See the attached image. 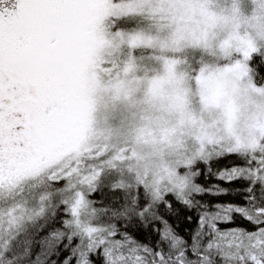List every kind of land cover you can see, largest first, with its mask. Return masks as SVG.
I'll return each mask as SVG.
<instances>
[{
  "label": "snow or ice",
  "instance_id": "1",
  "mask_svg": "<svg viewBox=\"0 0 264 264\" xmlns=\"http://www.w3.org/2000/svg\"><path fill=\"white\" fill-rule=\"evenodd\" d=\"M0 264H264V0H0Z\"/></svg>",
  "mask_w": 264,
  "mask_h": 264
},
{
  "label": "rangeland",
  "instance_id": "2",
  "mask_svg": "<svg viewBox=\"0 0 264 264\" xmlns=\"http://www.w3.org/2000/svg\"><path fill=\"white\" fill-rule=\"evenodd\" d=\"M154 142V137L149 130L147 134L144 136L142 151L144 154V158L146 159L150 168H154L158 171H163L167 165L171 162L173 157V150L162 146L157 150L152 148V144Z\"/></svg>",
  "mask_w": 264,
  "mask_h": 264
}]
</instances>
